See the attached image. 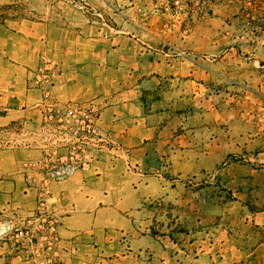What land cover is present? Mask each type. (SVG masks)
I'll return each instance as SVG.
<instances>
[{"label": "crops", "instance_id": "crops-1", "mask_svg": "<svg viewBox=\"0 0 264 264\" xmlns=\"http://www.w3.org/2000/svg\"><path fill=\"white\" fill-rule=\"evenodd\" d=\"M115 1L91 0L114 27L93 21L78 28L52 21L13 22L7 50L0 54V129L19 137L23 134L12 131L25 126L31 131L23 139H37L33 130L42 124L43 107L30 81L46 56L60 69L55 98L95 103L102 132L120 147L97 151L87 168L53 182L45 204L30 177L49 150L25 145L0 150V234L23 226L42 207L53 209L62 216L59 253L65 264H145L146 251L157 243L151 225H161L154 221L168 214L163 228L177 234L178 219L187 221L192 204V192L170 174L195 165L201 141L225 154L226 139L250 141L254 126L251 119L241 120L237 108L229 112L233 117L224 111L217 117L213 110L190 112L188 103L200 96L195 88L203 86L199 80L207 74L187 60L153 51L154 29L147 23L136 22L137 27L129 17L135 16L137 2L120 0L123 8L115 10ZM163 237L168 242L170 234ZM19 245L29 246L26 241ZM26 251L32 252L30 247ZM24 258L14 259L41 264L34 255Z\"/></svg>", "mask_w": 264, "mask_h": 264}, {"label": "rangeland", "instance_id": "rangeland-1", "mask_svg": "<svg viewBox=\"0 0 264 264\" xmlns=\"http://www.w3.org/2000/svg\"><path fill=\"white\" fill-rule=\"evenodd\" d=\"M134 1L135 16H129L132 24L147 23L154 29L149 34L150 48L159 52L156 48L165 41L180 51L174 58L187 60L207 74L199 80L203 86L195 88L200 96L188 103L190 112L206 115L213 110L217 117L224 111L233 117L229 112L237 108L241 120L251 119L254 125L250 141L226 139L225 154L210 150L201 141L193 159L195 165L170 174L174 182L193 194L187 221L178 214V233L172 234L163 228L169 220L168 214L162 213L160 220L154 221L161 225H151L157 243L152 251H146L144 262L264 264V139L251 140L264 135V110H258L264 109V0ZM122 5L123 1L116 0L112 6L117 10ZM102 11L91 0H0V54L7 50L13 22L52 21L78 28L93 21L113 26ZM259 111L261 115L256 113ZM256 122L261 125L256 126ZM14 131L23 135L0 129V150L16 147L12 140L42 143L45 136L42 124L33 130L37 139H23L31 131L25 126ZM56 148L60 154L67 152L64 144ZM105 148L113 146L99 149ZM10 230L12 233L0 234V264H18L14 259L18 256L26 257L23 262L31 259L34 254L26 251L29 246H20L16 237H10L15 230ZM168 234L166 242L163 236Z\"/></svg>", "mask_w": 264, "mask_h": 264}, {"label": "built area", "instance_id": "built-area-1", "mask_svg": "<svg viewBox=\"0 0 264 264\" xmlns=\"http://www.w3.org/2000/svg\"><path fill=\"white\" fill-rule=\"evenodd\" d=\"M156 50L171 58L181 54L165 41H161ZM59 71L57 63L43 56L30 81L41 96L43 142L11 141L14 145L49 149L48 155L33 165L35 174L30 177L39 189L41 204L46 203L53 182L68 178L77 169L87 168L99 148L120 149L109 134L102 132L101 116L95 103L60 102L55 98L52 89ZM59 144L66 146V153H58ZM61 223L62 216L55 210L42 207L26 224L15 229L14 236L18 242H27L41 264H65L59 253Z\"/></svg>", "mask_w": 264, "mask_h": 264}]
</instances>
